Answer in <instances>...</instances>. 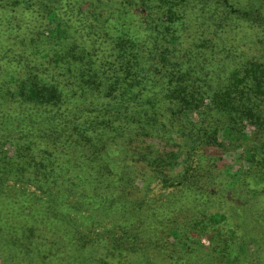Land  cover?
<instances>
[{
    "label": "trees",
    "instance_id": "16d2710c",
    "mask_svg": "<svg viewBox=\"0 0 264 264\" xmlns=\"http://www.w3.org/2000/svg\"><path fill=\"white\" fill-rule=\"evenodd\" d=\"M98 1L0 0V25L6 26L7 32L11 31L9 38L13 40L12 43L17 39L16 43L10 44L20 46L14 48L8 45L6 49L14 62L21 64L20 69L17 67V77L10 73L6 80L0 82V145L8 144L11 147L12 151H9L14 160L11 154L9 156L1 150L0 159L5 165H17L16 168H25L26 172L32 168L35 172L15 174V181L11 185L22 189L26 182L29 183L28 178H32L34 185L41 190L39 200L50 216L47 219L48 226L43 229L45 236H64L63 229L68 228L76 217L82 222L89 220L94 226L109 229V226L102 225L101 217L98 216L100 213L107 214L104 223L118 224L120 220L116 215L124 207L121 194L128 189V185L122 181L129 174L130 161L140 160L135 150L132 155L125 150L132 144H139L140 149L151 152L161 150L160 147L166 145L164 134L156 128L141 126L133 112L130 95L124 92L129 90V86H141L142 91H150L152 87L160 85L157 82L160 80L168 84L165 89L168 93L159 94L154 102L162 100L167 108L165 110L171 114V121L182 119L187 109L181 110L180 107L185 105L212 112L230 110L239 120L247 121L243 126L245 131L224 125L220 132H231L232 137L236 133L235 140H246L242 144L243 149L247 154L253 152L256 156L253 172L242 175V178L229 176L221 184L209 182L201 189L194 190L188 209L178 211L173 224L164 222L166 212L161 211L165 212L161 222L145 226L148 233L152 232V239H156L162 249L167 251L163 255L157 253L163 260L159 264H214L212 262L220 257L219 245L215 246V240L208 235V231L212 225H217L227 217L222 215L216 203L225 200L230 191L238 190L245 194L248 191L247 195L253 196L264 193V187H258L264 183V46L258 59H248L247 64H244L242 73L245 76L237 78L239 73L235 70L231 76L234 82L226 83L219 78L218 85L208 87L207 91L194 85L191 88L185 79L207 81L211 66L232 55L236 56L235 51L243 46L249 49L251 41L243 39V42L240 37L226 41L221 31L227 27L228 30L236 29L237 25L232 22L233 18L219 15L215 0H180L181 4L176 3L178 7H173L167 1L165 6L171 10L165 14L171 17L174 14L177 26H172L174 16L166 21L153 17L152 14H157V11L153 12L154 8L148 12L149 21L140 22L133 18V22L140 23V31L148 41L145 45L147 48L151 46L149 37H156L153 47L144 52L143 56L151 55L152 61L146 68L147 75L142 78L135 67H138L136 58L142 59L143 56L133 47L136 43H125L132 32L128 23L125 25L122 20L114 19L111 28L106 29L105 20H99L106 10L122 6L120 0H112L114 3L108 9L104 7L103 1V5ZM150 1L156 4L157 9L166 2L141 0V3L146 5ZM191 7L199 9L200 13L197 17L195 13L194 19L185 22L186 9ZM189 14L192 16V13ZM208 20L215 24H209ZM204 22L206 27L203 26ZM256 27L260 35L264 26L259 24ZM218 49H221L220 53ZM227 50L232 51V54L228 52L221 58V53ZM238 71L241 72V69ZM170 103L175 109L170 108ZM180 103L184 105L179 107ZM154 113L153 125H157L159 121L154 118ZM118 122L129 127L131 133L118 132L103 140L107 131L118 125ZM162 123L171 125L169 121ZM217 139L216 132L211 147L222 146L216 143ZM95 140L100 142V147L94 157L88 158L86 152L97 146L89 144ZM18 145L20 148L16 149ZM66 158H70L71 162L65 161ZM152 162L148 158V163L154 165ZM218 170L224 174L226 168ZM8 176H1L0 173V186H5L4 178ZM199 200L204 201L200 202L204 208L203 219L198 220L203 227H197V224L182 226L180 217L187 210L195 209L194 205ZM75 205L77 210L72 214ZM254 217L242 212L239 219L248 220L253 225L256 221ZM89 222L85 227L90 229ZM33 225L36 228L41 226ZM160 234H165L166 238H159ZM202 235H207L209 244L202 242ZM101 239L105 242L102 248L117 259L118 264H132L134 249L140 245L136 238H117L116 242ZM61 240V244L57 245L59 252L55 253L52 245L44 262H66L67 258L61 250L66 251L70 242L65 238ZM225 257L221 260L228 259L231 264H236L232 255ZM134 262L138 264L137 259Z\"/></svg>",
    "mask_w": 264,
    "mask_h": 264
},
{
    "label": "rangeland",
    "instance_id": "374dc122",
    "mask_svg": "<svg viewBox=\"0 0 264 264\" xmlns=\"http://www.w3.org/2000/svg\"><path fill=\"white\" fill-rule=\"evenodd\" d=\"M86 1L89 2L90 0ZM102 1L105 3L104 7L106 9L114 3L112 0H99L98 2L103 5ZM167 1L171 2L173 7H178L176 3L181 4L180 0H166L165 4L160 9H157L155 7L156 4L152 1L142 5L141 0H120L119 3L122 6H116L115 10H106V14L104 16L101 15L99 20L101 22L105 20L106 29L108 27L111 28L114 19L122 20L125 25L128 23L129 30L132 32H130L129 41L125 40V43L132 45L136 43L133 47L143 56L144 52L152 48L156 43V37H149L151 46L147 48L145 45L148 41L144 39L145 35L140 31V23L133 22V18H136V21L139 19L140 22L143 20L145 22L149 21L148 12H151V8H154L153 12L157 11V14L153 15L150 13V15L152 14L153 17L159 20L162 18L163 21L170 20L171 15L165 14L166 11L171 10L168 6H165ZM210 1L212 2V0ZM215 4L218 6L219 15L233 18L231 19L232 22L237 25L236 29L228 30L227 27L221 31L226 41L230 39L236 40L240 37L241 41L243 39L251 41V45L249 49L247 48L248 46H243L238 50L235 48L237 50L235 51L236 56L232 55L229 57L230 59L225 58L220 60L219 64L211 66L207 81L194 80L193 82L191 78L185 79L186 84L190 87L194 85L195 87L205 88L206 91L208 87H216L219 78L226 83L234 82V77L231 76L235 70L239 73L237 78L238 76L241 77V75L245 76V73H242L244 64H247L248 59H258L260 50L264 46V27H262L263 31H261L260 35L257 34L258 30L256 27L259 24L264 26V0H215ZM125 8L131 10H126ZM186 10V15H184V19L186 17L185 22L194 19L195 13L196 17L200 13L199 9L195 10L192 7ZM119 13L121 14L120 16ZM189 13H192V16ZM173 16L174 14H172L171 18L175 17ZM172 23V26H177L176 17L172 20ZM208 23L215 24L212 23V20H208ZM204 25L206 27L205 22ZM0 26V82H3L10 73L17 77L19 71H17V67L20 69L21 64L14 62L11 54L6 49L8 45L10 47V43L13 41L9 38L11 31L7 32L6 26ZM16 41L17 39L13 43H16ZM11 46L17 47L16 45ZM227 47L229 48V46ZM220 51L221 49H218V53ZM228 52V50L223 51L220 55L221 58ZM228 54H232V51ZM213 55L217 56L216 54ZM3 56L7 57L3 58ZM151 61V55L143 56L142 59L136 58L138 67L135 68L140 71L139 76L145 77L147 75L146 68L150 66ZM239 69H241V72L238 71ZM133 71L135 72V70ZM6 72L7 75H5ZM228 77L231 78L229 79ZM157 82L160 85L152 87L150 91H142L140 89L141 86H129V90L127 89L124 92L125 95H130L129 99L133 104V112L137 119L140 120L141 126H145L148 129L156 128L158 132L164 134L163 138L166 145L165 147L162 145L160 147L162 148L161 150L151 152L140 149L139 144H132L129 149L125 150L131 155L135 150L139 154L140 160L130 161L129 174L122 181L124 185H128V189L121 194L124 207L122 206L123 209L121 207L119 214L117 213L116 215L120 222L118 224L104 223L107 214L100 213L98 215L101 217L102 225L109 226V229L105 230L101 226H94L89 220L82 222L78 220L79 217H76L68 228L63 229L64 233L62 235L65 234L64 236L60 234L45 236L43 229L48 226L47 219L50 216L48 217V213L42 208V203L39 200V196H42L41 190L34 185L32 178H28L27 181L29 183L25 181L26 183L22 189L11 185L15 181V174L19 172H23V174L35 172H33L32 168L28 169L30 172H26L25 168H16L17 165H5L0 159L1 176L9 175L4 178L5 186H0V264H53L47 261L44 262L46 260L45 255L51 251L50 247L52 245L54 252L58 253L59 247L57 245L61 244V239L63 238L70 242V247L66 251L61 250V252H64L63 256L67 258L66 262L61 264H118V260L108 255L107 250L102 248L105 246V242L101 238L114 242L117 241V238H136L140 245L134 249L135 259L132 264L135 263L136 259L138 264H159L161 261L163 263L161 256H157V253L163 255V253L167 254V251L162 249L156 239H152V232L148 233L145 226L161 222L165 212L166 218L164 222H168L171 225L176 219L178 211L188 209L189 201L192 199L195 189H201L203 185L209 182L224 183L229 176L237 175L242 178V175L246 176L253 172L256 156L253 152L247 154L243 149L242 144L246 140L244 138L240 139V141L235 140L236 133L232 137L231 132H220L224 125L235 126L234 129L240 130L241 128L245 131L243 126L246 125V120H239V117L235 116L234 112L230 110H215L212 112L208 109L188 108L187 105L184 107V104L180 103L179 105L177 104L179 107L183 106L180 109L187 110H184L182 119L178 118L177 120L176 118L175 121H171V114L169 115L165 110L166 105L162 103V100H159V103L154 102V99L160 96L159 94L167 92L165 89L168 84L165 82L161 83L160 80ZM148 100L149 102H147ZM204 100L206 101L207 99ZM172 103L176 104L175 102ZM206 103L208 104V101ZM170 108L175 109L171 103ZM154 111V118L159 121L157 125H153ZM159 115L163 117L160 119ZM165 121H169L171 125L168 126L162 123ZM160 123L162 125L165 124L166 128L159 125ZM118 132H129L130 134L131 129L118 122V125L107 131L103 140L107 136ZM216 132L218 133L216 143H220L222 146L214 148L210 144L212 145L213 141H215ZM91 144H97V146L86 152L88 153V158L94 157L100 147V142L97 140L90 143L89 146ZM249 146H251V143ZM17 148H20V145ZM0 150L5 151L8 155L11 154L14 160V156L11 153L12 149L8 144L0 145ZM142 155L144 156L143 160ZM129 157L130 155L126 159ZM148 158L150 162L151 160L153 161L154 165L148 163ZM65 161L70 163L71 159L66 158ZM214 165H217V167H213ZM221 167L226 168L224 174L218 170ZM38 181L42 182V179ZM258 187L260 189L263 188L264 183L258 185ZM244 188L246 190V187ZM246 192L248 193V191ZM247 193L245 194L243 191L239 192L238 190L237 192L236 190L234 192L230 191L225 200L219 201L215 205L220 209L222 215L227 217L217 225H212L211 230L208 231V235L215 240V246L219 245L218 252L220 257L212 262L214 264H231L228 259L221 260L226 258L225 256L228 254L232 255L236 264H264V193L260 196L247 195ZM200 202L204 201L199 200L194 205L195 209L187 210L188 213L186 211V214L180 217L182 226L189 227L197 224V227H203L202 223L198 222V220L203 219L202 213L204 212ZM249 202L250 204H248ZM231 209L234 211L229 212ZM75 210H77L76 205L72 214H75ZM161 211L165 212L161 213ZM242 212L248 213L251 217L255 216L256 221H254L253 225L249 224L248 220L241 221L239 219ZM168 219L169 221H166ZM88 222L90 223V229L85 227ZM33 223L41 224V226L36 228ZM202 232L204 233L205 230ZM68 236L69 238H67ZM159 238H166V236L165 234H160ZM201 238L204 244H209L207 235H202ZM61 252L59 256L62 255Z\"/></svg>",
    "mask_w": 264,
    "mask_h": 264
}]
</instances>
